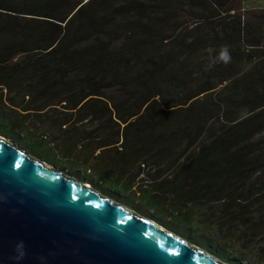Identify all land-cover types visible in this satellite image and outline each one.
<instances>
[{"label":"trees","instance_id":"16d2710c","mask_svg":"<svg viewBox=\"0 0 264 264\" xmlns=\"http://www.w3.org/2000/svg\"><path fill=\"white\" fill-rule=\"evenodd\" d=\"M243 1L0 0V134L264 264V11Z\"/></svg>","mask_w":264,"mask_h":264},{"label":"water","instance_id":"95a60500","mask_svg":"<svg viewBox=\"0 0 264 264\" xmlns=\"http://www.w3.org/2000/svg\"><path fill=\"white\" fill-rule=\"evenodd\" d=\"M0 134V264H227Z\"/></svg>","mask_w":264,"mask_h":264},{"label":"rangeland","instance_id":"374dc122","mask_svg":"<svg viewBox=\"0 0 264 264\" xmlns=\"http://www.w3.org/2000/svg\"><path fill=\"white\" fill-rule=\"evenodd\" d=\"M260 11H264V0H244L242 2V12L243 13H248L249 16L252 15V13H257ZM264 137V136H263ZM58 169H60L61 171H63L64 173H66L68 176L71 177H75L74 175L70 174L66 169H63L61 167H58ZM76 179L80 180L79 178L75 177ZM93 188H95L93 185H91ZM96 189V188H95ZM102 192V191H101ZM103 193V192H102ZM104 194V193H103ZM130 199L127 195L124 198V203L121 202L122 204H126V206H128L130 209H132L133 211H135L136 213L140 214L143 217H146L156 223H158L159 225H161L162 227L166 228L167 230L171 231L172 233L176 234L177 236L181 237L183 240L197 246L200 247L204 250H206V252H210L205 245L201 244L199 245L194 239H193V235L189 233L188 231V227H185L182 223H180L182 226H180L179 223V219L176 216H171V221L170 222H166V220L168 218L165 217V215H163V213L159 210H154V211H150L147 209V206L145 207L144 205H141V202L138 201V198L136 197V193L135 196L132 194H129ZM215 245V248L218 249L220 251V253L223 252L224 247L220 246V245ZM223 249V250H222ZM224 253V252H223ZM226 254L229 252H225ZM224 253V254H225ZM210 254H213V256H215L216 258H218L221 262H225L227 264H232L231 261L234 258V254L233 253H229L230 255H228L229 257L227 258V260L223 259L222 257L216 255L215 253L210 252ZM244 264H250L248 262H245Z\"/></svg>","mask_w":264,"mask_h":264},{"label":"clouds","instance_id":"9594fccd","mask_svg":"<svg viewBox=\"0 0 264 264\" xmlns=\"http://www.w3.org/2000/svg\"><path fill=\"white\" fill-rule=\"evenodd\" d=\"M225 56H227V48L223 47L221 49L220 58H224Z\"/></svg>","mask_w":264,"mask_h":264},{"label":"bare ground","instance_id":"6f19581e","mask_svg":"<svg viewBox=\"0 0 264 264\" xmlns=\"http://www.w3.org/2000/svg\"><path fill=\"white\" fill-rule=\"evenodd\" d=\"M84 183L88 185V183H86V182H84ZM212 255H213V254H212Z\"/></svg>","mask_w":264,"mask_h":264}]
</instances>
